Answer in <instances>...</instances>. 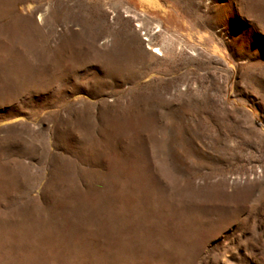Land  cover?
<instances>
[{"label":"rangeland","instance_id":"obj_1","mask_svg":"<svg viewBox=\"0 0 264 264\" xmlns=\"http://www.w3.org/2000/svg\"><path fill=\"white\" fill-rule=\"evenodd\" d=\"M0 264H264V0H0Z\"/></svg>","mask_w":264,"mask_h":264},{"label":"bare ground","instance_id":"obj_2","mask_svg":"<svg viewBox=\"0 0 264 264\" xmlns=\"http://www.w3.org/2000/svg\"><path fill=\"white\" fill-rule=\"evenodd\" d=\"M132 15H133V17H139V19H140L141 16H143L142 14H137V13H134V14H132ZM153 31H154V30H153ZM153 31H152V32H153ZM155 31H158V29L155 28ZM155 31H154V32H155ZM152 32H151V33H152Z\"/></svg>","mask_w":264,"mask_h":264}]
</instances>
